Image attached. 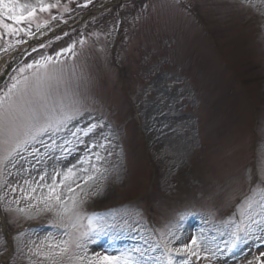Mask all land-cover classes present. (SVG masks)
<instances>
[{"label": "rangeland", "instance_id": "1", "mask_svg": "<svg viewBox=\"0 0 264 264\" xmlns=\"http://www.w3.org/2000/svg\"><path fill=\"white\" fill-rule=\"evenodd\" d=\"M113 1L19 0L34 14L0 27V97L39 78L33 106L61 121L0 146V264H52L76 238L81 256L160 264L161 232L198 241L172 264H264V228L233 235L247 198L257 220L264 203V0Z\"/></svg>", "mask_w": 264, "mask_h": 264}, {"label": "snow or ice", "instance_id": "2", "mask_svg": "<svg viewBox=\"0 0 264 264\" xmlns=\"http://www.w3.org/2000/svg\"><path fill=\"white\" fill-rule=\"evenodd\" d=\"M40 10L44 11L45 6L40 5ZM35 12V8L29 4H21L19 0H0V27H3L9 31H19L13 27V25H19L25 21L26 18L31 17ZM12 21V24L6 23L5 21ZM59 55V54H57ZM48 60H51L49 57ZM38 63V62H37ZM31 68L32 65H27ZM23 72L24 69H21ZM42 82L37 78V83L32 84L28 77H24L22 80H17L13 83L4 96L0 97V146L8 145L7 157L12 156L17 150L23 149L31 141H34L37 136L42 135L49 129L59 130V124L61 121H53L49 117H43L40 110L33 106L36 100L45 99L44 93L42 92ZM35 98V99H34ZM71 116L64 117V119H71ZM95 125H91L94 128ZM75 134V133H73ZM71 172V169H69ZM261 180H264V158H262L261 167L259 169ZM90 179V177H89ZM63 183V181H62ZM14 190V189H13ZM54 191V189H52ZM71 191V189H68ZM264 191V187L260 189ZM23 191V189L21 190ZM58 204H62L59 196L55 197ZM75 203V197L72 198ZM256 203L252 198H247L243 207H241L240 214L242 217L241 223L237 225L236 231L233 233L237 240L240 239L238 233L251 230V224H257L264 228V203L259 205L261 212L259 213L260 219H255L257 213L251 211L253 205ZM31 207V205L29 206ZM51 204L45 205V210L50 209ZM18 211H25V209H18ZM69 211L67 205H63V212ZM245 220L251 223L246 224ZM75 226V225H73ZM102 231V229H100ZM96 229L92 227V218H89V232L94 233ZM89 232L82 233L81 236H88ZM171 235V232L168 233ZM80 238H76L75 241H62L58 252H50L46 255L52 259V264H62L63 257L67 256L70 264H140L136 258L130 254L121 253L119 256H103L96 254L92 257L81 256L77 252H73V246L76 249L83 248L86 252L87 249L83 244L79 242ZM158 243L162 244L164 253L163 259L160 264H172V254L187 252L189 255H197V249L199 248L198 241L193 237L191 244L183 245L180 248L171 247V241L168 240L164 232L160 233ZM60 258L59 260L57 258ZM181 264H188L187 261H182Z\"/></svg>", "mask_w": 264, "mask_h": 264}, {"label": "bare ground", "instance_id": "3", "mask_svg": "<svg viewBox=\"0 0 264 264\" xmlns=\"http://www.w3.org/2000/svg\"><path fill=\"white\" fill-rule=\"evenodd\" d=\"M2 67H4V65H1ZM121 253H127V252H125L123 249L122 250H119V252H118V255H120ZM128 254V253H127Z\"/></svg>", "mask_w": 264, "mask_h": 264}]
</instances>
